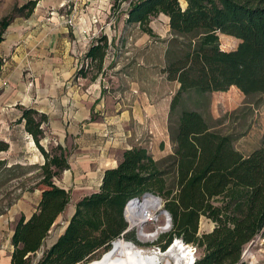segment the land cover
I'll list each match as a JSON object with an SVG mask.
<instances>
[{"label": "trees", "instance_id": "obj_1", "mask_svg": "<svg viewBox=\"0 0 264 264\" xmlns=\"http://www.w3.org/2000/svg\"><path fill=\"white\" fill-rule=\"evenodd\" d=\"M124 2L129 6L126 22L147 35L154 36L153 18L163 14L169 19L171 46L162 72L179 84L169 106L172 152L155 160L141 146L124 150L116 167L105 170L98 190L77 201L63 233L35 264L98 259L127 229L126 203L145 194L158 196L171 218L163 248L180 239L200 250L194 264H246L243 248L256 236L264 238V134L260 146L243 156L229 134L212 130L198 107L186 108L184 102L191 93L203 97L230 87L248 99L264 96V0H114L112 10L119 11ZM34 6L29 1L0 19V43L14 13L27 16ZM218 33L238 39L237 48L220 49ZM107 48L101 37L86 54L98 71ZM45 120L33 109H23L19 120L44 162L35 165L40 174L33 189L41 192L36 211L26 221L20 216L13 228L11 264H32L70 202V193L55 184L69 167V152L61 145L49 151L41 146ZM7 150L8 144L0 141V152ZM202 217L214 224L209 232H198ZM130 236L126 232L122 237Z\"/></svg>", "mask_w": 264, "mask_h": 264}, {"label": "crops", "instance_id": "obj_2", "mask_svg": "<svg viewBox=\"0 0 264 264\" xmlns=\"http://www.w3.org/2000/svg\"><path fill=\"white\" fill-rule=\"evenodd\" d=\"M29 1L35 2L32 12L14 15L0 43V141L8 144L0 159L8 167L42 165V154L19 120L23 109L44 115L41 146L61 145L69 152V167L55 184L72 201L59 217L66 214V220L52 228L32 259L35 264L63 233L77 201L98 190L105 170L116 167L124 150L141 146L158 158L171 153L169 106L179 84L157 65L158 51L163 60L172 38L167 16L161 14L163 35L150 22L154 36L126 22L123 4L114 12V0H0V19ZM101 37L108 48L91 80L79 72L96 67L86 54ZM34 191L23 192L2 215L10 228L0 244V264H11L19 217L26 221L36 211L41 192Z\"/></svg>", "mask_w": 264, "mask_h": 264}, {"label": "rangeland", "instance_id": "obj_3", "mask_svg": "<svg viewBox=\"0 0 264 264\" xmlns=\"http://www.w3.org/2000/svg\"><path fill=\"white\" fill-rule=\"evenodd\" d=\"M123 5V9H125L124 13H127L126 11L129 7L128 3L124 2ZM14 15L19 16L21 14L17 12L14 13ZM163 19L164 18L159 15L158 17L153 18L151 21L153 23V27H156V31L161 35L165 34L166 29V22ZM218 37L220 49L225 51L235 50L238 44L240 43L238 39L228 36H222V34L220 33H218ZM170 46L171 45L169 43V45H167V48ZM156 59L158 66H166V52L162 60L159 50ZM89 67L86 66L85 68H82V70L80 71L81 73L79 72V74L87 76L89 79L94 77L97 71L96 67L94 64L92 65V68ZM108 76H110V73H108L107 77ZM184 107H198V109L201 111L203 117L207 121L208 125L212 128V130L218 131L222 134H229L233 139V147L243 156H247L253 150L258 148L261 144V139L264 134V96L248 99L238 89H236L235 87H230L225 92H214L203 97L191 93L186 97ZM43 140L44 138L41 139L40 144ZM51 146L55 145L43 144V147L47 151L50 150ZM35 148L33 147V149ZM152 156L156 160L161 159L158 158L160 154H157V156ZM8 166L6 165L5 168H0V211L3 212L0 215V244L5 242L6 234L8 233V229L10 228L9 224H3V217L6 213L9 212L10 209L9 208L5 210V208L9 203H12V205L16 204L18 200H20V198L22 197L23 192H33V194L36 193L33 187L36 184L38 176L40 174V171L37 169V166H30L27 163L22 166V168H17L12 172H10V169L7 168ZM10 175L13 176L12 179ZM70 205L72 206V201H70L69 207ZM160 209L161 210L157 213L160 217L158 225L156 224L155 226L150 227L147 226L146 229L152 228L151 230L153 231L156 226H163L165 218L163 217V214H161V211L164 210L162 200ZM66 216V214H63V216L59 218L55 226L63 223L66 220ZM127 224L129 227L130 224L128 221ZM213 227L214 224L210 220L204 217L200 218L198 229L199 233L209 232ZM129 232L131 233L130 238L126 239L120 237L119 239L133 243L134 246H138V248L143 250H156L164 253L175 242L173 240L170 245L163 248V246L166 245V242L168 240V231L163 234H159L158 239L153 242L146 238L140 237L136 227L132 228ZM188 246H190L191 248V245ZM111 247L112 244L110 248ZM191 251L193 257L191 264H193L194 261L199 257L200 250L192 249ZM38 255H40V252ZM102 255H100V257ZM32 259H34V257ZM241 260L246 264H264V238H262L261 236H256L252 241H250L243 248Z\"/></svg>", "mask_w": 264, "mask_h": 264}, {"label": "bare ground", "instance_id": "obj_4", "mask_svg": "<svg viewBox=\"0 0 264 264\" xmlns=\"http://www.w3.org/2000/svg\"><path fill=\"white\" fill-rule=\"evenodd\" d=\"M158 208L159 203L154 198L131 203L126 208L130 224L137 227L140 237H150V234H147L143 229L144 211L147 209L157 210ZM191 250L190 246L178 239L164 253L156 250H143L134 246L133 243L118 239L99 259L88 264H191L193 258Z\"/></svg>", "mask_w": 264, "mask_h": 264}, {"label": "built area", "instance_id": "obj_5", "mask_svg": "<svg viewBox=\"0 0 264 264\" xmlns=\"http://www.w3.org/2000/svg\"><path fill=\"white\" fill-rule=\"evenodd\" d=\"M73 1H76V0H73ZM75 5V4H74ZM65 22H66V24H68V25H72L73 24V22H72V19L71 18H68V19H66L65 20ZM150 198H154V199H156L157 201H158V203H159V208L157 209V210H153V209H147L146 211H144V213H143V216H144V219H145V221H144V226H143V229L145 228V230H146V232H147V234H150V237L149 238H146V239H148V240H150L151 242H153V241H156L157 239H158V235L159 234H163V233H165V232H169L170 231V229H171V218H170V216H169V214L168 213H164L163 211H161V214H163V217L165 218L164 219V223H163V226L162 225H160V226H156L155 227V229L152 231L151 229H146V227L147 226H155L156 224L158 225V222H159V215L157 214L158 213V211H160V208H161V199L158 197V196H154V195H150V194H145V195H143V196H141V197H135V198H132V199H130L127 203H126V205H125V208H124V218H125V220H126V222L128 221L129 222V224H130V221H129V218H128V215H127V213H126V208L129 206V204H131V203H138V202H141V201H143V200H145V199H150ZM128 225V224H127ZM135 226H133V225H131L130 224V226L128 227L127 226V229L124 231V233L123 234H125L126 233V231L127 232H129L132 228H134ZM137 228V227H136ZM137 231H138V229H137ZM139 233V232H138ZM154 233H155V235H154ZM123 234L121 235V237L123 236ZM143 238H145V237H143ZM178 240H180V239H178ZM174 241H176V239L174 240ZM181 241V240H180ZM182 242V241H181ZM175 243V242H174ZM159 249V248H158ZM191 249H194L195 250V248L193 247V246H191ZM195 262V261H194ZM194 264V263H193Z\"/></svg>", "mask_w": 264, "mask_h": 264}, {"label": "water", "instance_id": "obj_6", "mask_svg": "<svg viewBox=\"0 0 264 264\" xmlns=\"http://www.w3.org/2000/svg\"><path fill=\"white\" fill-rule=\"evenodd\" d=\"M164 213H167L165 210L163 211ZM127 232V231H126ZM112 245H113V243H112Z\"/></svg>", "mask_w": 264, "mask_h": 264}]
</instances>
